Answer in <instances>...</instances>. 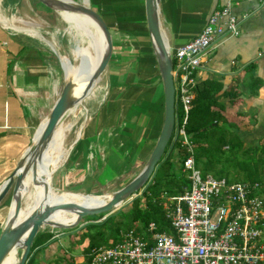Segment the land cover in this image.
<instances>
[{"label":"crops","instance_id":"0c3cea01","mask_svg":"<svg viewBox=\"0 0 264 264\" xmlns=\"http://www.w3.org/2000/svg\"><path fill=\"white\" fill-rule=\"evenodd\" d=\"M28 1L0 0V189L32 145L65 83L64 80L60 87L54 67L57 61L65 79L75 82L64 72L66 62L63 64L55 52L45 49L44 42L6 26L5 20L12 25L11 13L23 12V19L36 24L25 12ZM32 1L33 7H38L39 3ZM83 2L101 14L111 35L112 54L93 88L102 83L105 92L94 99L95 107L86 102L92 92L78 105L84 104L90 120L81 126L79 138L73 141L66 160L52 175L50 186L56 190L81 192H62L70 197L94 195L117 178H123L121 188L133 180L149 158L164 120V93L152 54L144 0H94L95 9L91 0ZM227 4L235 17L246 16L241 33L208 51L196 80L220 83V94H226L219 100L224 107L222 115L240 128L247 147L261 145L264 144V5L258 0H159L160 28L173 53L198 35L208 18ZM131 26L139 30L144 40H137L141 37ZM122 69L127 71L121 73ZM78 74L82 81L83 76ZM255 84L260 87L253 94ZM8 194L9 198L6 195L0 203V233L9 214L11 194Z\"/></svg>","mask_w":264,"mask_h":264},{"label":"built area","instance_id":"2783aa9c","mask_svg":"<svg viewBox=\"0 0 264 264\" xmlns=\"http://www.w3.org/2000/svg\"><path fill=\"white\" fill-rule=\"evenodd\" d=\"M258 2L264 5V0ZM245 19L235 17L227 4L208 18L198 35L170 52L175 90L172 140L187 153L182 173L190 183L176 197L162 196L161 208L173 235L156 232L154 223L148 224L146 238L134 229L120 232L111 247L91 251L90 264H264L260 185L202 176L184 130L205 55L222 41L237 38Z\"/></svg>","mask_w":264,"mask_h":264},{"label":"trees","instance_id":"16d2710c","mask_svg":"<svg viewBox=\"0 0 264 264\" xmlns=\"http://www.w3.org/2000/svg\"><path fill=\"white\" fill-rule=\"evenodd\" d=\"M254 86L252 91L256 94L260 84ZM249 87L252 88L251 85ZM221 90L222 85L214 80L196 82L192 90L194 97L184 130L194 146L195 167L204 176L225 178L228 182L258 183L261 193H264V144L245 146L237 126L222 115L224 107L219 100L226 94H220ZM176 112L181 111L177 109ZM186 157L187 153L178 140L171 138L153 180L127 210L120 209L99 223L96 222L107 214L84 218L87 224L77 240V245L83 246V262H76L67 250L44 264H90L92 250L111 247L117 242L120 232L131 229L146 238L150 223L156 225V232L173 235L161 208L162 196L176 197L183 188H189L190 183L182 173ZM56 238L54 232H39L33 240L32 256L27 264H40V253Z\"/></svg>","mask_w":264,"mask_h":264},{"label":"water","instance_id":"95a60500","mask_svg":"<svg viewBox=\"0 0 264 264\" xmlns=\"http://www.w3.org/2000/svg\"><path fill=\"white\" fill-rule=\"evenodd\" d=\"M34 1L56 13L69 12L88 16L101 31L105 48L96 69L86 81L85 88L79 96L75 95L76 86L74 82L65 79V83L58 98L46 118L44 128L38 135L37 130L32 145L21 158L9 179L0 189V203L5 196L10 193L11 203L9 208H12L13 205V209L11 213L8 214L7 220L0 233V264L3 263L7 255L13 250H20L17 264H27L32 256L30 251L33 240L39 232L45 229V227L65 230L75 229L79 226L82 219L107 214L102 218L106 219L113 211L118 210L128 202L131 203L134 199L139 197L153 180L162 162L168 143L171 140L175 125V90L172 77V59L160 28L158 15L159 0H144L146 25L151 39L152 54L157 64L164 93L163 125L149 158L134 179L121 189L112 193L103 205L87 208L75 203H55L51 205L37 204L28 214L21 218L20 214L27 189L25 183L27 176L30 174L34 182L36 164L41 161L42 155L47 149L56 127L68 112L76 109L77 106L91 94L93 88L99 82L102 74L107 68L112 54L111 35L105 22L99 14L89 6H86L83 0L79 3L73 0ZM51 190L52 193H54L52 186ZM62 212L75 214L76 219L69 225H61L52 222L53 215Z\"/></svg>","mask_w":264,"mask_h":264},{"label":"bare ground","instance_id":"6f19581e","mask_svg":"<svg viewBox=\"0 0 264 264\" xmlns=\"http://www.w3.org/2000/svg\"><path fill=\"white\" fill-rule=\"evenodd\" d=\"M58 14L62 19V21L66 23V25H68L69 29L78 32L87 41L86 43L83 40L86 44H83L82 39L81 41L80 40L76 41V44L71 51L74 60V65L78 69L82 70V72L84 73L82 81L74 82L76 86L75 95L79 96L85 88L86 81L88 80L90 75L93 74L94 70L96 69L102 57L103 50L101 46V41L97 31L87 21V18L85 16L81 14L69 13V12H60ZM5 22H6V26H11V28L21 30L33 37L39 38L42 42H44V44H46L53 52H55L58 55L60 61L67 62L66 60L69 59L67 56L61 55L59 53V47L57 46L55 40L48 41L39 34L36 28L38 26L36 24H33L32 22L26 19L23 20L20 18L12 19L11 21L12 25H10L9 22L6 20ZM74 111L75 109L68 112L67 114H71ZM45 122L46 119L42 121L41 126L38 129L37 135L44 128ZM71 128L72 126L69 124L64 125L61 124V122L59 123V125L56 127L54 131L53 137L49 145L47 146V149L44 151L42 155L41 161L37 162L36 164V169H35L36 176L34 178L35 179L34 182L30 174L27 176V179L25 181L27 188L25 192V196L28 198V202L24 204L22 207V211L20 214L21 218H23L26 214H28L37 204L51 205L55 203L57 204L75 203L81 206H85L87 208H94L103 205L109 199L111 194L98 195L94 197H86L85 195L78 197H70L62 193H58V194L52 193L50 180L52 175L54 174L53 172L57 168H59L66 160L69 150H67L64 147L65 146L64 143L66 136H68V133ZM79 134L80 131L77 132L76 138L74 140L79 138ZM29 187H32V193L29 192ZM12 209H13V205L12 208H9L8 212L11 213ZM75 219H76L75 214L62 212L53 215L52 222L61 225H69L73 223ZM19 256H20V250H13L7 255V257L4 259L2 264H17Z\"/></svg>","mask_w":264,"mask_h":264},{"label":"rangeland","instance_id":"374dc122","mask_svg":"<svg viewBox=\"0 0 264 264\" xmlns=\"http://www.w3.org/2000/svg\"><path fill=\"white\" fill-rule=\"evenodd\" d=\"M29 1H30V3H29ZM29 1L27 3V6L25 7V12L28 14V17H30L33 20V22H35L37 25H39V30H41L40 33L44 36V38L47 39L48 41L55 40L57 43V46L59 47V53L61 55H65L69 58L66 60L67 62L65 64H64V61H61L64 64V65L63 64L62 65L65 66V68H66V70L64 72H66V74L68 76L73 78L75 80V82L80 81V75L78 74V72H80L81 76H83L84 73L80 69H77L78 72L76 71V69H75L76 67H74V60H73L71 51H72L73 47L75 46L76 41H79V40L81 41L83 36L80 35L78 32L69 29L68 25H66V23H64L62 21V19L60 18L58 13L53 12L51 10H48L46 8H43V6L39 5V4L38 5L36 4L38 7L35 8V7H33L34 2L32 0H29ZM73 1L79 3L82 0H73ZM93 1L94 0H91V5L94 6V9H95V4L93 3ZM31 2H33V3H31ZM19 11H20V13L23 12V10H21V9H19ZM23 14H25V13L23 12ZM23 14L18 15L16 13H11V16H12V19H14V18L23 19L25 17V16H23ZM99 15H101V14L99 13ZM11 16H10V14H7V18H9V17L11 18ZM83 16H85V15H83ZM85 17L87 18V21L97 31L99 38H100V41H101L102 50L104 51L105 43H104L101 31L99 30V28L97 27V25L93 22V20L91 18H89L88 16H85ZM130 25L131 24H128V26H130ZM130 29L131 30H137V28H134L132 26L130 27ZM136 35L138 37L139 36L141 37V38H138L137 40L141 41V39H143V36H141V33H139V30L136 31ZM84 41L82 39L83 44H86ZM43 45H44L45 49H48V50L50 49L46 44H43ZM54 67H55V70L58 74L59 80L61 82L60 83V87H61L63 85L62 82H64V80H65L63 70L61 69L62 67L58 61ZM119 71L121 73H123V72H126L127 69H122ZM101 84L102 83H100L92 91V94L90 95L88 101L86 100L88 104L91 103V104H93L94 107L96 105L95 101L98 98H100V95H103L105 92L104 89L102 88ZM94 99H95V101H94ZM98 101H100V100H98ZM82 106H78L73 113L66 114L63 117V119L61 120V124H64V125L69 124L72 126V128L70 129V131L68 133V136H66L65 143H64V145H65L64 147L69 151H70V148H71V145H72L74 139L76 138V134L79 131V129L81 128L82 124L84 125L86 122H88L90 120V117H91L89 112L88 113L85 112ZM177 115L182 116V113L177 112ZM238 122L236 124H238ZM240 124H242V123H240ZM237 128H239V127H237ZM239 130H240V128H239ZM240 134H242V133L240 132ZM246 137H247V133L244 135V138H246ZM245 142H246L245 146L247 147V140H245ZM78 147H80V145ZM201 174H202V176H204V174L202 172H201ZM122 181H123V178H117L115 181L110 183L109 186H106V187H103L102 189H100V191L96 193L97 195H95V194L94 195H88V196L86 194H83V195H85L86 197H94V196H98V195L112 194L121 188ZM51 184H52V177H51L50 185ZM52 188H53V192L56 194L62 193V192H69L71 194H75V193L81 194V192H75V191L74 192L73 191L72 192L71 191H63V190L58 191L53 187V185H52ZM29 192L32 193V187H29ZM7 195L9 198V194H7ZM261 196L264 199V193H261ZM23 202H24L23 205L28 202V198L26 196L24 197ZM130 204L131 203L128 202L126 205H123L118 210L113 211L111 213V215L114 214L115 212H118L120 209L121 210L122 209L127 210V208L130 206ZM7 205H9L8 202H7ZM23 205H22V207H23ZM92 217H94V216H92ZM92 217H89V218H92ZM103 220L104 219H100L96 223L102 222ZM89 223H91V222H89ZM86 224H87L86 220L82 219V221L79 223V226L76 227L75 229L65 230V229H52L49 227H45L44 230H48L49 232H54V234H56L57 238L53 244L49 245L45 250H43L40 253V256H39L40 264L46 263L47 261L51 260V258H53L56 255H62L63 253H66L67 250H69V253L71 254L70 256L76 262H83V260H84V257L82 254L83 246L77 245V240H78V235L81 234L82 232H84L82 230ZM67 231H69V232H67Z\"/></svg>","mask_w":264,"mask_h":264},{"label":"clouds","instance_id":"9594fccd","mask_svg":"<svg viewBox=\"0 0 264 264\" xmlns=\"http://www.w3.org/2000/svg\"><path fill=\"white\" fill-rule=\"evenodd\" d=\"M172 138V137H171Z\"/></svg>","mask_w":264,"mask_h":264}]
</instances>
